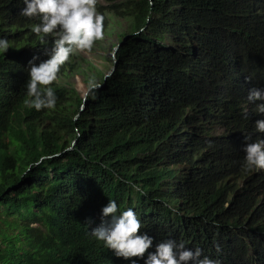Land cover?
I'll use <instances>...</instances> for the list:
<instances>
[{"label": "trees", "instance_id": "trees-1", "mask_svg": "<svg viewBox=\"0 0 264 264\" xmlns=\"http://www.w3.org/2000/svg\"><path fill=\"white\" fill-rule=\"evenodd\" d=\"M105 1L104 31L124 26L126 40L80 112L84 96L59 83L77 53L55 109L25 105L29 61L52 40L40 44L23 0H0V264H145L90 234L109 200L134 210L150 252L172 239L219 264H264V170L242 168L248 92L264 90V0Z\"/></svg>", "mask_w": 264, "mask_h": 264}, {"label": "clouds", "instance_id": "clouds-1", "mask_svg": "<svg viewBox=\"0 0 264 264\" xmlns=\"http://www.w3.org/2000/svg\"><path fill=\"white\" fill-rule=\"evenodd\" d=\"M21 15L38 19L32 32L41 45L52 40L50 57L36 64L38 57L29 61V79L26 83L25 105L36 111L54 110L57 96L52 85L57 81L60 69L77 52H90L97 42L104 39V16L97 12V0H23ZM11 47L7 39H0V52ZM102 84L90 79L86 95L95 96ZM245 112L255 127L254 142H247L242 168L244 171L264 170V120H258L256 111L264 114V90L252 88L248 92ZM261 101L262 103H254ZM246 141H251L246 136ZM139 191V186H132ZM110 217V219H109ZM143 224L131 208L120 212L115 200L103 207L101 222L91 235L103 242L117 258L144 259L145 264H219L218 260L202 257L200 249L186 248L183 243L168 239L159 242L154 252L153 238L142 234Z\"/></svg>", "mask_w": 264, "mask_h": 264}, {"label": "rangeland", "instance_id": "rangeland-1", "mask_svg": "<svg viewBox=\"0 0 264 264\" xmlns=\"http://www.w3.org/2000/svg\"><path fill=\"white\" fill-rule=\"evenodd\" d=\"M97 4L108 6L105 0H97ZM123 29L124 26L121 27L118 24L114 25L111 30H107L112 32L104 31V39L97 42L90 52H77V58L74 62L76 67L75 72L71 74L72 72L68 71L64 78L59 80V83L65 82L81 96H84L90 79L97 80L101 75L106 76L111 70L114 60L112 57V47L120 41L119 33H121ZM167 42H169L168 39ZM90 67H92V70Z\"/></svg>", "mask_w": 264, "mask_h": 264}, {"label": "water", "instance_id": "water-1", "mask_svg": "<svg viewBox=\"0 0 264 264\" xmlns=\"http://www.w3.org/2000/svg\"><path fill=\"white\" fill-rule=\"evenodd\" d=\"M126 40V38H124L122 41L118 42L116 47L113 49V52H112V57H113V66L111 68V70L109 71V73L105 76V79L109 78L110 76H112L114 74V72L116 71V66H117V60H116V54H117V51L118 49L120 48V46L122 45V43ZM87 91L84 92V102L81 106V109H80V112L84 110V108L86 107V100H87V97L88 95H86ZM80 114H78L76 116V118L79 117ZM71 149V148H70ZM58 156V155H57Z\"/></svg>", "mask_w": 264, "mask_h": 264}]
</instances>
